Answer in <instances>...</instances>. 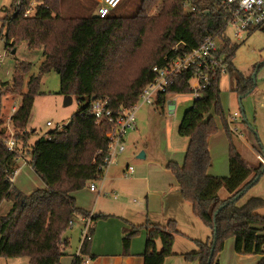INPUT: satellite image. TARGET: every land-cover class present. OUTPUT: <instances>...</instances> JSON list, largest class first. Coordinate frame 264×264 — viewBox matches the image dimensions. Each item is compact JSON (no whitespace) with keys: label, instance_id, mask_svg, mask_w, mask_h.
I'll use <instances>...</instances> for the list:
<instances>
[{"label":"trees","instance_id":"obj_1","mask_svg":"<svg viewBox=\"0 0 264 264\" xmlns=\"http://www.w3.org/2000/svg\"><path fill=\"white\" fill-rule=\"evenodd\" d=\"M186 1L143 0L138 13L132 18L117 17L113 11L105 19H100L90 14L65 18L60 14L56 0H38L41 5L36 7L34 14L25 16L32 0H22V5L16 4L11 16L1 20L7 30L6 47L14 50L20 43L26 42L31 50H42L40 71H55L60 77L59 94L76 97L80 110L68 126L52 131L34 145H29L27 125L36 97L40 94V76L32 77L26 84L25 76L31 73L32 65L24 62L17 68L13 82L2 84L0 99L6 93L22 96V103L11 119L15 139L30 153L31 166L45 188L26 194L8 179L18 169L21 151L20 147L19 155L6 151V135L1 129L0 205L5 200L13 202V205L10 212L0 218V258L26 257L30 264H61L70 223L78 215H89L77 207L74 194L102 176L100 166L109 144L107 133L112 124L97 123L88 113L94 98L109 97L110 107L117 115L121 109L134 106L143 89L154 81L153 67L163 66L167 61L198 47L206 38L216 36L224 42L221 52L227 56L229 73L234 79L232 89L242 96L255 90L254 81L252 84L251 79L247 80L233 64L238 45L222 37L231 13L222 8L221 0H191L196 8L193 12L184 9ZM159 3V15L148 17L149 11ZM153 30L157 33L155 56L132 82L122 84L119 81L122 59L119 58L123 50H139ZM126 40L129 42L125 46L123 42ZM191 76L192 73L188 72L175 78L167 93L160 95L156 106H164L167 95L192 94L189 87ZM221 81L220 75L212 80L200 98L194 99L181 121L179 134L189 139L183 166L167 164V169L176 178L181 198L191 204L193 214L212 232L209 241H195L197 251L182 256L188 262L219 264L218 256L224 250L225 242L234 238L236 253L260 255L259 264H264V216L258 213L264 207V199L252 198L244 205H238L264 175V166L259 160L256 167L249 166L239 152L221 104ZM25 87L27 92H24ZM214 116L221 119L229 142L227 177L208 174L212 163L209 139L219 129ZM222 189L229 194L226 199L220 197ZM221 207L223 209L219 211ZM108 218L106 215H93L92 221ZM142 229L147 237L144 264H165L167 258L175 255V240L180 234L175 221L166 226L147 223L125 231L122 241L124 255L130 254L132 240ZM215 232V249L210 258ZM90 233L92 239L84 243L82 257L75 264H81L90 253L92 228ZM159 243L161 250H158Z\"/></svg>","mask_w":264,"mask_h":264},{"label":"rangeland","instance_id":"obj_2","mask_svg":"<svg viewBox=\"0 0 264 264\" xmlns=\"http://www.w3.org/2000/svg\"><path fill=\"white\" fill-rule=\"evenodd\" d=\"M142 3L143 0H126L125 4L120 9L114 10L113 14L117 17L132 18L138 13ZM16 4L22 5V0H0V18L2 16H11ZM56 4L60 14L65 18H80L89 14L96 16L98 8L95 0H56ZM39 5H41V2L32 0L31 5L25 12V16L26 14L32 16ZM160 9L161 3L149 11L148 17H157ZM6 31V27L0 21V89L3 83L11 84L13 82L17 68L24 62L32 65L31 73L25 76L26 84L32 77L40 76L41 79L40 94L36 97L27 125V133H30L29 145H34L40 138L45 137L50 132L68 126L72 118L80 110V104L76 97H72L71 104L65 105L66 97L59 94V75L55 71L49 73L40 71V65L43 60L42 50H31L26 42L17 45L14 50H11V47L7 48ZM222 37L223 39H229L232 44L238 45L239 48L233 59V64L247 80L251 79L252 84L254 81L256 85L254 91L251 90L250 93L242 96L232 89L234 79H231L230 73L229 76H224L221 81V104L225 117L238 114V121L235 123V127L238 129V133L234 134L235 143L247 164L251 167H256L259 164L257 153L264 157V31H246L237 36L236 30L229 25L224 30ZM217 41L224 44L220 37ZM128 42L129 40H126L123 44L126 46ZM156 47L157 33L153 30L148 33L143 47L139 50H123L122 56L119 58L122 59L119 81L124 85L132 82L142 67L155 56ZM249 85H251V82H249ZM24 92H27V87H25ZM7 94L0 99V129H3L8 122L7 118L11 113L12 107L16 106L19 108L22 103L21 95ZM166 102L167 104L164 106L141 107L137 113V129L128 134L126 138L127 150L118 158L117 162L119 165H124V168H126V163H129L130 166L135 168L136 176H148L151 182L154 178L152 175H159L160 179L173 186L176 184V178L167 169V164L175 163L180 167L184 164L189 139L180 136L179 127L186 111L194 102V96L193 94L167 95ZM170 102L173 103L172 106L169 105ZM214 118L219 129L209 139L212 163L208 169V174H218L217 176L227 177L229 175V142L221 119L217 116H214ZM48 122L52 124L51 127L47 126ZM242 141L244 143L249 142L254 151H251ZM19 147L21 151L19 165L22 167L26 164V161H31V155L23 144H19ZM142 152L146 155L145 159L139 158ZM158 167H162L163 171H160ZM122 177L125 180L132 178H126L124 175ZM100 182L96 183L97 186H99ZM14 185L24 190L26 194L45 188L41 178L29 167L16 174ZM139 189H141L140 195H132L129 198L132 206H137L141 199L147 201L148 198V203L150 200L152 204V198H158L148 195L144 186H139ZM228 196V192L222 189L220 197L226 199ZM101 197L104 201H112L111 205H115L114 203L118 202L113 200L112 197ZM252 198L264 199V175L257 184L248 190L238 205L242 206ZM184 203V209L174 208L171 213L176 216L177 221L180 220L181 224H186V228L190 229L192 223L186 221L187 216L185 214L189 212L191 207L190 203ZM12 205L13 202L11 201L6 200L3 202L0 205V217L6 216L10 212ZM258 213L264 216V207L260 208ZM195 221L199 225V232L201 233L204 230L205 234H208L204 237L206 241L207 236H210L211 233L209 227L201 220L196 219ZM176 224L177 228L182 230V227L178 226L177 222ZM71 231L72 229H69L67 233L69 234ZM180 236H182L181 233L176 236L177 240L189 245V242H186ZM77 247L78 239L72 232L70 245L66 249L68 256L64 258L63 264L71 263L70 255L76 251ZM0 264H30V261L26 257L0 258ZM253 264H257V262Z\"/></svg>","mask_w":264,"mask_h":264},{"label":"crops","instance_id":"obj_3","mask_svg":"<svg viewBox=\"0 0 264 264\" xmlns=\"http://www.w3.org/2000/svg\"><path fill=\"white\" fill-rule=\"evenodd\" d=\"M3 18L4 17L2 16L0 18V21ZM169 105L172 106L173 103L170 102ZM12 109L7 119L11 117ZM242 143L246 144V146H248L251 151H254L249 142L244 143L242 141ZM258 155L261 154L257 153V157ZM19 161L20 160L18 159V169L13 176L14 183L17 173H20L24 168H32L31 161H26V164L22 167L19 165ZM128 166H130L129 163H126V168H124V165L119 164L114 165V167L112 166L109 169L104 182H100V184H98L100 192H92L87 186L84 190L74 194V197L77 201V207L79 209L92 215H106L110 217L108 219H103L92 223L93 240L90 244V253H88V255L85 256L84 259L89 258V264H144L143 254L145 251V244L147 239L146 231L144 229L140 230L139 234L135 238H133L130 248V254L127 256L123 254L122 244L123 238L125 236V231L131 229L134 226H143L147 223L166 226L170 221H176L178 223V226L182 227V230L178 229L182 234V236L180 237L184 238L186 242H189V245L183 244L176 238L174 245L175 255L167 258L165 264H199L198 262L186 261L182 255L197 251L198 247L195 241L205 242L204 237H206V235L208 234H205V231L203 229L201 233L199 232V225L198 223H195V220L200 219L193 214L191 204V209H189V212L185 214L187 216L186 221L192 223V226L190 225V229L186 228V224H181L180 220L177 221L176 216L171 213L173 212L174 208H183V204H185L184 202H186L181 198L177 181L175 185L172 184L173 186H170L171 184L164 181L163 179H160L159 175H152V177L154 178L150 182L148 176H136L135 173L130 180H125L123 179L122 175H124V172L126 171ZM158 169L160 171H163L162 167H158ZM209 175L214 177H222L217 176L218 174L209 173ZM139 186L146 187L148 195H153L154 197L158 198H152V204L150 200L148 203V198L147 201L141 199L137 206H132L129 198L132 195H140L141 189H139ZM17 189L25 193L24 190H21L19 188ZM101 196H106L109 198L112 197L113 200L118 202L114 203L115 205H111L112 201H104ZM83 227L84 222H82L81 220V215L76 216L74 218V227L69 234L70 236H72L73 232L75 236H77L78 247L76 251L70 255V264H73L80 247ZM69 234L66 233L68 242L66 249L70 245ZM211 238L212 232L210 233V236H207L206 241H209ZM66 249L64 252L65 255L61 259V264L64 263V258L68 256ZM158 250H161L160 243L158 244ZM261 259L262 256L260 255H241L236 253L234 238H230L225 242L224 250L218 256L219 264H253L256 262L257 264H259Z\"/></svg>","mask_w":264,"mask_h":264},{"label":"built area","instance_id":"obj_4","mask_svg":"<svg viewBox=\"0 0 264 264\" xmlns=\"http://www.w3.org/2000/svg\"><path fill=\"white\" fill-rule=\"evenodd\" d=\"M98 8L96 16L100 19H105L111 12L116 10L124 0H95ZM221 6L226 11L231 13V17L225 25L232 26L237 36L242 32L261 30L264 31V0H221ZM184 9L193 12L196 8L192 5L191 0L184 3ZM29 14H26L28 16ZM224 29V30H225ZM218 37L206 38L201 45L196 48L185 52L183 55L166 62L163 66H155L152 72L155 79L152 83L147 85L139 98V101L128 109H121L117 115L114 114L113 109L110 107L111 100L109 97L94 98L90 102L89 116L96 120L97 123L109 122L112 124L111 130L107 133L109 139L108 148L103 164L100 166L102 176L99 180H94L88 183V188L92 192H100L97 182H104L109 169L118 164V158L123 155L126 150V138L130 132L137 128V113L142 106H156L161 94L167 93L169 87L174 83L175 78L183 75L184 73L191 72L190 90L194 99H198L201 93L206 89L212 80L218 75L229 76V63L227 56L221 51L224 49V44L217 41ZM18 108L13 107L12 115L9 117L8 122L4 126V144L6 151L11 154L18 153V143L15 139V130L12 126V116L17 112ZM238 121V114L234 116L229 115L227 122L229 128L234 134L238 133L235 123ZM51 127L50 122L47 123ZM21 156V155H20ZM19 156V158H20ZM258 160L264 166V157L258 155ZM135 173L133 166H128L124 172L126 178H131ZM8 179L14 183V177L9 176ZM116 197V196H115ZM92 214L88 216L81 215V220L84 222V227L81 233V242L76 260L82 257V247L87 240H91L92 236L90 230L92 228ZM74 227V220L70 223V229ZM89 258L82 261L81 264H89Z\"/></svg>","mask_w":264,"mask_h":264},{"label":"water","instance_id":"obj_5","mask_svg":"<svg viewBox=\"0 0 264 264\" xmlns=\"http://www.w3.org/2000/svg\"><path fill=\"white\" fill-rule=\"evenodd\" d=\"M14 53H15V52H14ZM71 102H72V97H66L65 105H69V104H71ZM139 158H140V159H145V158H146L145 153L142 152V153L139 155ZM263 172H264V171H263ZM259 178H260V175L256 178L255 182L258 181ZM236 199H238V198H236ZM222 209H223V207H221V208L219 209V211L222 210ZM215 242H216V232H215V234H214V241H213V246H212V249H211V257H210V258H212V257H213V254H214V249H215L214 244H215ZM210 262H211V259H210L209 263H210Z\"/></svg>","mask_w":264,"mask_h":264}]
</instances>
